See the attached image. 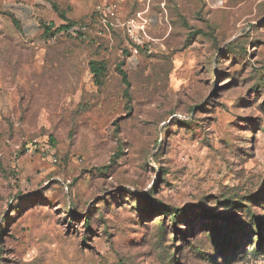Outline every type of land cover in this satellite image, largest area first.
Masks as SVG:
<instances>
[{
  "label": "rangeland",
  "instance_id": "rangeland-1",
  "mask_svg": "<svg viewBox=\"0 0 264 264\" xmlns=\"http://www.w3.org/2000/svg\"><path fill=\"white\" fill-rule=\"evenodd\" d=\"M0 264H264V0H0Z\"/></svg>",
  "mask_w": 264,
  "mask_h": 264
},
{
  "label": "trees",
  "instance_id": "trees-1",
  "mask_svg": "<svg viewBox=\"0 0 264 264\" xmlns=\"http://www.w3.org/2000/svg\"><path fill=\"white\" fill-rule=\"evenodd\" d=\"M62 18L67 20V18L65 17V15L62 14ZM15 21V19H14ZM15 23L17 24V22L15 21ZM72 25H69V26H62V27H59L55 32L56 33H60L64 30H68L71 28ZM44 31H45V35H49L51 33V27H45L44 28ZM121 66L122 64H120L118 66V70L121 72L122 74V77H123V81L124 83L128 86L129 82H128V77H127V74L124 73L122 70H121ZM90 68H91V71L92 73L95 75L96 78H100L102 76V74L105 72V64L104 63H98V62H93L90 64ZM126 93V96H127V91L125 92ZM51 142L54 143V140L51 139Z\"/></svg>",
  "mask_w": 264,
  "mask_h": 264
},
{
  "label": "built area",
  "instance_id": "built-area-1",
  "mask_svg": "<svg viewBox=\"0 0 264 264\" xmlns=\"http://www.w3.org/2000/svg\"><path fill=\"white\" fill-rule=\"evenodd\" d=\"M97 11L99 13H100V11H103L104 13H106L107 15H110V16H114V14H115V8L113 6L98 7ZM31 144L36 146V147L39 146L38 142L36 140L33 143H31ZM50 151H51L50 147H46V149L43 152H44L45 155H48L49 153H51ZM52 161H53L54 164H58V162H59L58 158L55 157V155H52Z\"/></svg>",
  "mask_w": 264,
  "mask_h": 264
}]
</instances>
